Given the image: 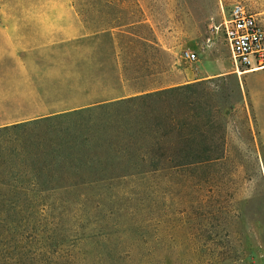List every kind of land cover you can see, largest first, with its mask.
<instances>
[{"label":"rangeland","instance_id":"obj_1","mask_svg":"<svg viewBox=\"0 0 264 264\" xmlns=\"http://www.w3.org/2000/svg\"><path fill=\"white\" fill-rule=\"evenodd\" d=\"M106 1L95 12L83 0L82 16L75 0H0V115L18 116L40 86L76 85L75 63L91 74L96 63L71 44L92 36ZM120 2L153 39L130 49L133 94L220 74L201 95L166 100L186 126L163 136L133 138L142 114L90 129L104 139L83 151L65 150L47 125L1 131L0 264H264V70L234 73L217 28L234 4L259 13L264 0ZM185 49L198 60H183ZM207 156L219 160L192 164ZM159 163L170 168L157 173Z\"/></svg>","mask_w":264,"mask_h":264},{"label":"trees","instance_id":"obj_2","mask_svg":"<svg viewBox=\"0 0 264 264\" xmlns=\"http://www.w3.org/2000/svg\"><path fill=\"white\" fill-rule=\"evenodd\" d=\"M93 3L95 12L103 10L104 4H99V0H93ZM105 3L109 12L106 15L102 13L96 15L100 26L93 30L92 36H84L71 44L73 49H78L82 57L93 59L96 63L91 74L84 73L81 64L75 63L74 71L78 78L76 85L72 82L60 83L59 87L58 85L52 87L54 91L49 95L42 86L35 89L34 103L31 102L29 105L24 103L17 113L18 116L8 119L0 115V132L47 125L56 138L67 140L65 150L73 151L75 146V149L82 148L83 151L88 149L87 146L92 143L94 137L104 139L101 135L91 136L90 129L119 127L120 122H123V125L126 121L132 122L136 114H142L139 116L144 119H138L140 129L138 132L133 130V138L144 135L155 138L154 136L165 135L168 130H180L169 124L174 113L172 111L174 109L171 108L174 106L167 105L166 100L177 98L186 91L201 95L200 90L203 91L204 82L187 85L164 84L133 94L127 83L131 78L127 62L131 59L130 49L134 41L151 43L153 39L133 31V18L127 17L128 7L123 6L120 0H108ZM75 5L84 16L83 0H75ZM111 13L114 15L109 19ZM88 39L96 42L91 52L83 51V44ZM107 60L111 62V66L106 68L103 63ZM137 135L138 137H135ZM60 149L59 145L58 150ZM164 158L166 157L163 156L162 159ZM193 160L192 164L201 165L211 160L216 162L219 158L207 156L204 162ZM161 165L163 164L159 163L156 167L154 165L153 169L156 170Z\"/></svg>","mask_w":264,"mask_h":264},{"label":"built area","instance_id":"obj_3","mask_svg":"<svg viewBox=\"0 0 264 264\" xmlns=\"http://www.w3.org/2000/svg\"><path fill=\"white\" fill-rule=\"evenodd\" d=\"M217 28H222L236 73L264 67V12L252 13L243 3H236ZM181 57L187 62L198 60L191 49L183 50Z\"/></svg>","mask_w":264,"mask_h":264},{"label":"crops","instance_id":"obj_4","mask_svg":"<svg viewBox=\"0 0 264 264\" xmlns=\"http://www.w3.org/2000/svg\"><path fill=\"white\" fill-rule=\"evenodd\" d=\"M261 12H259L258 14H260ZM260 70H264V68H262V69H260ZM260 70H252V71H248L249 73L250 72H258V71H260ZM233 72L234 73H236V71L235 70H233ZM218 74H220V73H216V72H213V73H209V74H204V75H196L197 77H195V78H193V79H191V80H189V81H185V82H183V83H181V84H179V85H187V84H194V83H199V82H203V81H206L207 80V78H210V77H212V76H216V75H218ZM195 75V73L193 74V76ZM172 111H174V113L175 112H179V111H181V109H175V110H172ZM192 111H190V113H189V115H188V117H189V120L190 121H192L193 119H194V115L191 113ZM173 118H172V120H171V125L172 126H174V127H177V128H180V127H185L186 125L184 124V121H181V120H179V118L178 117H176L175 115H173L172 116ZM201 125H199V127H200ZM163 166H165V167H169L170 168V165H163ZM163 166H159V168L158 169H156L155 171H157V170H160V168L161 167H163ZM179 166H178V164H173L172 165V168L173 169H177ZM162 169H164V168H162ZM160 171H157V173H159ZM156 173V172H155Z\"/></svg>","mask_w":264,"mask_h":264},{"label":"bare ground","instance_id":"obj_5","mask_svg":"<svg viewBox=\"0 0 264 264\" xmlns=\"http://www.w3.org/2000/svg\"><path fill=\"white\" fill-rule=\"evenodd\" d=\"M264 68V67H263ZM260 69H262V68H257V69H255V70H260Z\"/></svg>","mask_w":264,"mask_h":264}]
</instances>
